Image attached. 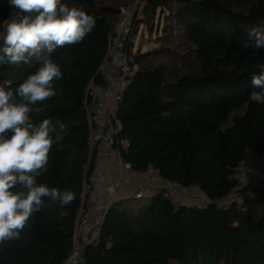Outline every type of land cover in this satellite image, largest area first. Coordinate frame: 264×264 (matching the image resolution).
I'll return each mask as SVG.
<instances>
[{
	"label": "trees",
	"instance_id": "obj_1",
	"mask_svg": "<svg viewBox=\"0 0 264 264\" xmlns=\"http://www.w3.org/2000/svg\"><path fill=\"white\" fill-rule=\"evenodd\" d=\"M135 0H67L96 18L78 44L52 55L63 77L56 95L34 113L59 121L57 142L39 181L76 193L71 205L34 213L18 239L0 243V264H63L72 249L83 181L96 166L89 153L85 92L105 87L100 66L120 10ZM0 0V19L9 14ZM142 27L155 35L146 52L129 47V76L114 118L127 140L123 163L153 168L181 188H197L211 203L191 207L158 192L137 213L110 205L84 264H264V181L234 191L236 167L251 154L264 159V105L251 102V77L264 50L245 48L264 28V0H145ZM36 67L0 68L18 84ZM62 125V126H61ZM234 194L228 205L217 200Z\"/></svg>",
	"mask_w": 264,
	"mask_h": 264
},
{
	"label": "clouds",
	"instance_id": "obj_2",
	"mask_svg": "<svg viewBox=\"0 0 264 264\" xmlns=\"http://www.w3.org/2000/svg\"><path fill=\"white\" fill-rule=\"evenodd\" d=\"M7 6L8 16L0 19V68L28 65L33 58L36 67L18 84L0 80V243L18 239L34 213L49 205L65 208L76 199L72 190L39 181L59 121H36L33 114L56 95L54 80L63 77L52 54L82 42L97 23L67 0H7ZM249 38L245 48L264 50V28H254ZM250 83L259 89L249 94L250 101L264 105V64Z\"/></svg>",
	"mask_w": 264,
	"mask_h": 264
},
{
	"label": "built area",
	"instance_id": "obj_3",
	"mask_svg": "<svg viewBox=\"0 0 264 264\" xmlns=\"http://www.w3.org/2000/svg\"><path fill=\"white\" fill-rule=\"evenodd\" d=\"M145 0H135L131 5L120 10L114 34L109 37L106 56L100 66V72L105 75V87L89 84L85 92V115L88 126L89 153L96 154V159L105 156L113 159L119 170V178L103 184L98 176V168L89 173L83 181L81 204L77 210L73 228L72 249L63 264H84L83 253L86 247L92 245L99 237L105 213L116 192L124 185L134 188L136 199L151 197L158 192H164L174 202L180 199L175 193H180L187 199L185 205L198 209L206 208L209 201L197 188H181L177 183L161 177L156 170L148 168L145 173L134 172L129 164L123 163L121 150L128 147L127 140L117 139L120 123L114 118L121 94L129 76V47H134V39L142 28ZM133 51V50H132ZM233 179L236 182L234 191L243 187L264 181V159L249 154L235 169ZM106 194V204L97 205L100 190ZM234 194L215 202L219 207L229 204Z\"/></svg>",
	"mask_w": 264,
	"mask_h": 264
},
{
	"label": "crops",
	"instance_id": "obj_4",
	"mask_svg": "<svg viewBox=\"0 0 264 264\" xmlns=\"http://www.w3.org/2000/svg\"><path fill=\"white\" fill-rule=\"evenodd\" d=\"M96 166L98 168V176L100 177L103 184L112 182L117 177V170L114 165L113 159L105 156H100L96 159ZM134 188L132 186H122L115 194L113 202L121 199L133 197ZM175 197L183 201H187L180 193H175ZM96 203L106 204V194L104 190H100ZM114 204V203H113Z\"/></svg>",
	"mask_w": 264,
	"mask_h": 264
},
{
	"label": "rangeland",
	"instance_id": "obj_5",
	"mask_svg": "<svg viewBox=\"0 0 264 264\" xmlns=\"http://www.w3.org/2000/svg\"><path fill=\"white\" fill-rule=\"evenodd\" d=\"M155 38V35L152 37L148 35V31L144 29L143 27L137 32V35L135 36L134 39V47H133V52L136 53L137 51L140 52H146L148 50H151L154 48L153 40ZM117 170V177L116 179L119 178V170ZM115 179V180H116ZM113 180V181H115ZM109 183V182H108ZM107 184V183H106ZM128 186V185H124ZM150 198H141V199H136L134 197L131 198H126V199H121L116 202H114V206L118 208L119 210H129L130 214H135L137 213L138 209L141 206H149L150 204ZM186 203V201H183V204ZM97 205H104V204H99L96 203Z\"/></svg>",
	"mask_w": 264,
	"mask_h": 264
}]
</instances>
